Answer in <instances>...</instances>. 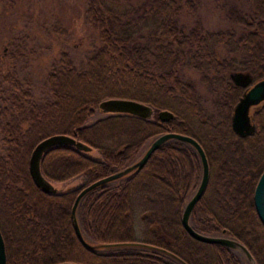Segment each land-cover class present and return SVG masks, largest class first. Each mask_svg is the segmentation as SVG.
Instances as JSON below:
<instances>
[{
  "label": "trees",
  "instance_id": "trees-1",
  "mask_svg": "<svg viewBox=\"0 0 264 264\" xmlns=\"http://www.w3.org/2000/svg\"><path fill=\"white\" fill-rule=\"evenodd\" d=\"M144 1L154 26L143 36L141 15L125 18L106 0H88L85 18L98 31L100 45L81 70L61 51L59 66L46 74L48 97L41 102L20 92L13 69L1 72L10 85L4 88L0 120V232L6 264H241L245 258L239 252L196 240L182 228L180 213L198 183L200 162L188 143L174 138L155 148L137 171L87 191L75 210L90 242L138 241L155 248H86L77 239L69 210L79 189L136 159L151 138L165 131L194 137L208 162L207 184L191 208V226L237 239L255 264H264V224L252 201L264 166V105L252 112L253 132L236 135L229 117L242 87L226 73L228 68L244 70L250 83L264 77V0H250L247 13L229 8L226 19L239 27L235 35L204 30L199 18L186 27L179 21L183 0ZM184 3L189 8L188 0ZM220 44L228 58L218 59ZM184 67L197 70L219 94L215 116L204 112L195 83L181 77ZM108 97L141 101L152 114L109 113L89 122L98 102ZM160 109L172 116L160 120ZM57 132L96 148L100 158L68 144L49 147L39 162L43 176L63 181L80 175L83 182L44 192L32 182L27 160L39 139ZM139 210L146 211L141 239L135 234ZM151 224L161 233L150 230Z\"/></svg>",
  "mask_w": 264,
  "mask_h": 264
},
{
  "label": "rangeland",
  "instance_id": "rangeland-1",
  "mask_svg": "<svg viewBox=\"0 0 264 264\" xmlns=\"http://www.w3.org/2000/svg\"><path fill=\"white\" fill-rule=\"evenodd\" d=\"M87 1L0 0V53H3V57H0V74L5 69H13L18 78L20 92L22 89L26 90L33 100L41 102L48 97L46 74L59 66L61 51L67 53L77 70H81L87 57L100 45L98 31L91 28L85 18ZM106 1L125 18L141 15L139 19L143 28L140 31L143 36L154 26L147 12L149 5L144 0ZM184 1L187 0L182 1L179 21L186 27H189L194 19L199 18L204 30L212 32L228 30L234 35L239 33V27L226 19L229 8L236 6L244 13L250 9V0H188L189 8L184 5ZM140 5L143 9H139ZM216 55L220 60L228 58L230 53L224 45L220 44ZM226 73L231 80L232 73H239L241 79L243 76L248 77V73L239 68H228ZM181 77L195 83L200 101L205 107L204 112L214 115L219 94L213 92L205 82L200 80L197 70L184 67ZM6 86L10 87L8 82L2 81L0 77V120L5 111L2 99ZM106 114L109 112L96 108L88 121ZM85 153L91 157L100 158L96 148H91ZM51 182L54 190L60 192L81 186L83 178L77 175L67 180ZM145 213L146 211L139 210L135 217V234L140 239L145 237L146 226L143 221ZM149 228L156 233H161L156 224H151ZM83 235L90 241L85 234ZM241 264L248 263L243 259Z\"/></svg>",
  "mask_w": 264,
  "mask_h": 264
},
{
  "label": "water",
  "instance_id": "water-1",
  "mask_svg": "<svg viewBox=\"0 0 264 264\" xmlns=\"http://www.w3.org/2000/svg\"><path fill=\"white\" fill-rule=\"evenodd\" d=\"M240 76L239 73H232L231 78L235 79ZM243 83L246 84L248 81V77H242ZM264 99V77L254 81L235 101L232 106V110L229 117V124L231 130L238 136H245L250 134L254 130V125L250 121L249 116V108L252 105L257 104L261 100ZM98 108L105 112L109 113H127L131 115L140 116L143 118H147L152 114V109L149 105L137 101L131 98L124 97H108L100 100L98 102ZM157 116L160 120H167L172 116V113L167 109H160L157 112ZM178 139L188 143L197 153L199 162H200V177L198 183L191 193L189 198L185 201L181 213H180V224L182 228L190 235L192 238L207 242V243H219L224 245L230 249H233L239 252L248 262V264H255V260L246 246L234 239L232 237L223 235V234H205L195 230L190 222L189 216L191 212V208L196 200L202 195L208 180V162L204 153V150L200 143L192 136L184 133H179L175 131H165L157 134L153 138H151L144 150L141 154L125 165L124 167L111 172L107 175L99 177L84 186H82L79 191L76 193L72 204L69 210V217L71 220L72 227L76 234L79 242L86 248H97V247H109L116 245H137L142 247H153L143 242L138 241H128V242H112V243H93L86 240L83 237V234L80 230L78 222L76 220L75 210L79 199L90 189L102 185L108 181H112L118 179L130 172L137 171L141 168V166L146 161L149 154L157 148L159 145L167 141L168 139ZM57 144H68L75 147L78 150L83 152H87L91 147L74 138L73 136L67 133H51L48 134L41 139H39L32 147L29 157L27 160V169L29 176L34 183L35 186L40 188L44 192H55L52 182L46 179L40 171L39 162L43 152L51 146ZM252 201L254 210L258 216V218L264 224V166L258 174V177L255 181L253 191H252ZM155 248V247H153ZM162 249V248H160ZM0 264H6V254H5V246L4 241L0 232ZM51 264H81L74 261H57Z\"/></svg>",
  "mask_w": 264,
  "mask_h": 264
},
{
  "label": "flooded vegetation",
  "instance_id": "flooded-vegetation-1",
  "mask_svg": "<svg viewBox=\"0 0 264 264\" xmlns=\"http://www.w3.org/2000/svg\"><path fill=\"white\" fill-rule=\"evenodd\" d=\"M246 72V71H245ZM240 76H238L237 78H235V79H232V81L235 83V84H237V85H239L240 87H242V91H241V93H240V95L253 83V82H251L250 83V77H249V75H248V81L246 82V84H242L243 83V80L241 79V78H239ZM239 95V96H240ZM238 96V97H239ZM238 97H237V99H238ZM235 103V102H234ZM257 105H260L258 108H254L255 106H257ZM262 105H264V99L263 100H261L260 102H258L257 104H255V105H252V106H250V108H249V116H250V121H251V123H253V125H254V127H255V122L252 120V112L253 111H257V110H259L260 109V107L262 106Z\"/></svg>",
  "mask_w": 264,
  "mask_h": 264
}]
</instances>
